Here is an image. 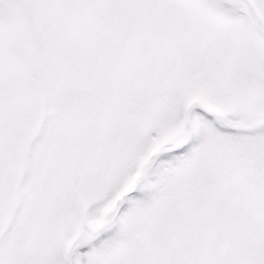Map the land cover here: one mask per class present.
I'll use <instances>...</instances> for the list:
<instances>
[{"label":"snow or ice","instance_id":"1","mask_svg":"<svg viewBox=\"0 0 264 264\" xmlns=\"http://www.w3.org/2000/svg\"><path fill=\"white\" fill-rule=\"evenodd\" d=\"M0 264H264V0H0Z\"/></svg>","mask_w":264,"mask_h":264}]
</instances>
